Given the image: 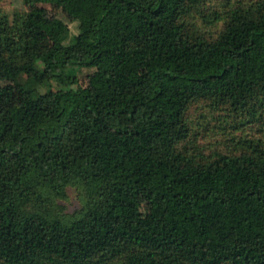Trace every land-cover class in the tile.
I'll return each instance as SVG.
<instances>
[{"label": "trees", "instance_id": "16d2710c", "mask_svg": "<svg viewBox=\"0 0 264 264\" xmlns=\"http://www.w3.org/2000/svg\"><path fill=\"white\" fill-rule=\"evenodd\" d=\"M26 1L78 33L0 9V264H264V0Z\"/></svg>", "mask_w": 264, "mask_h": 264}, {"label": "rangeland", "instance_id": "374dc122", "mask_svg": "<svg viewBox=\"0 0 264 264\" xmlns=\"http://www.w3.org/2000/svg\"><path fill=\"white\" fill-rule=\"evenodd\" d=\"M0 9L6 12L11 19L18 12H34L51 19L59 18L69 25L72 35L78 33V24L62 7L55 4L29 3L26 0H0ZM30 40L33 44L44 49L49 48L52 43L49 37L41 31L32 33ZM93 72L94 69L91 68L83 69L80 73V84L86 86ZM191 115L195 121V129L198 131L197 142L199 145L207 146V151H210V148L229 150L234 145L232 140L243 135V132L234 129V122L231 119L218 121L208 108H204L202 105L195 108ZM257 132L258 126H250L246 129V133L250 135H256ZM61 203L68 213L78 210L81 206L78 191L75 188H70L68 198L61 200ZM142 211L145 214L149 211V203L146 200L142 202Z\"/></svg>", "mask_w": 264, "mask_h": 264}]
</instances>
